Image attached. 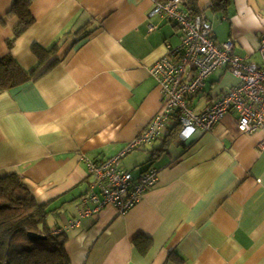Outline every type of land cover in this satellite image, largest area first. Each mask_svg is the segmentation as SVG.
Returning a JSON list of instances; mask_svg holds the SVG:
<instances>
[{
    "label": "crops",
    "instance_id": "0c3cea01",
    "mask_svg": "<svg viewBox=\"0 0 264 264\" xmlns=\"http://www.w3.org/2000/svg\"><path fill=\"white\" fill-rule=\"evenodd\" d=\"M14 1L0 0V56L36 72L0 95V173L19 174L48 204L46 226L63 234L70 264H264V127L240 133L237 112L212 132L182 140L170 139V129L129 154L122 167L134 178L158 169L157 185L124 216L110 204L70 227L91 186L83 159L116 156L158 114L151 69L169 44H181V32L151 16L154 2L165 0H32L35 23L15 39ZM262 1L259 11L231 0L216 13L212 0H197L215 41H232L237 55L256 64ZM238 83L221 68L190 104L202 113Z\"/></svg>",
    "mask_w": 264,
    "mask_h": 264
},
{
    "label": "built area",
    "instance_id": "2783aa9c",
    "mask_svg": "<svg viewBox=\"0 0 264 264\" xmlns=\"http://www.w3.org/2000/svg\"><path fill=\"white\" fill-rule=\"evenodd\" d=\"M151 16L175 23L181 32V44L167 46L168 53L151 69L161 92V109L145 130L116 156L97 162L83 159L91 178L89 193L82 199L80 219L100 212L112 204L119 216L126 215L143 201L145 194L159 181V170L149 167L138 178L122 167L123 160L158 140L161 134L180 126L179 136L187 140L198 131L212 132L229 113L239 115L240 133L254 134L264 127V36L260 40L262 63L249 62L234 51L232 41L217 43L212 23L203 15L190 14L184 0L155 1ZM227 67L239 83L204 112L196 113L190 99L202 92L207 79ZM89 203L93 207H89Z\"/></svg>",
    "mask_w": 264,
    "mask_h": 264
},
{
    "label": "trees",
    "instance_id": "16d2710c",
    "mask_svg": "<svg viewBox=\"0 0 264 264\" xmlns=\"http://www.w3.org/2000/svg\"><path fill=\"white\" fill-rule=\"evenodd\" d=\"M184 1L190 14H202L197 0ZM230 3L231 0H212L211 8L216 13H225ZM31 7L32 0L14 1L9 16L17 18L15 39L34 25ZM35 72V69L24 70L12 55L0 56V95L30 81ZM170 129V139L181 131L180 126ZM49 214L48 204L37 202L19 174L0 173V264H70L66 240L60 241L63 234L56 235L46 226ZM30 233L47 239L35 242L30 239Z\"/></svg>",
    "mask_w": 264,
    "mask_h": 264
},
{
    "label": "rangeland",
    "instance_id": "374dc122",
    "mask_svg": "<svg viewBox=\"0 0 264 264\" xmlns=\"http://www.w3.org/2000/svg\"><path fill=\"white\" fill-rule=\"evenodd\" d=\"M258 1H259V3H260V2L263 3L262 0H249L251 6H253L257 11L260 10V7H259V5H258ZM262 3H260V4L262 5ZM208 14H209L210 18H212L211 20H213L214 16L212 15V13L209 11ZM219 20H220L219 18H216V20H215V27H216V26L219 27V24H221V21H219ZM222 24H228V25H229V22L226 21V22H224V23H222Z\"/></svg>",
    "mask_w": 264,
    "mask_h": 264
},
{
    "label": "water",
    "instance_id": "95a60500",
    "mask_svg": "<svg viewBox=\"0 0 264 264\" xmlns=\"http://www.w3.org/2000/svg\"><path fill=\"white\" fill-rule=\"evenodd\" d=\"M29 237H30L31 240H33L35 242L47 239V237H44V236H41V235H38V234H35V233H30Z\"/></svg>",
    "mask_w": 264,
    "mask_h": 264
}]
</instances>
